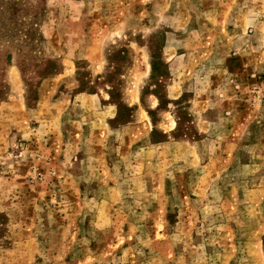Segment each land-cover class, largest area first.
<instances>
[{"label":"rangeland","instance_id":"obj_1","mask_svg":"<svg viewBox=\"0 0 264 264\" xmlns=\"http://www.w3.org/2000/svg\"><path fill=\"white\" fill-rule=\"evenodd\" d=\"M0 264H264V0H0Z\"/></svg>","mask_w":264,"mask_h":264},{"label":"crops","instance_id":"obj_2","mask_svg":"<svg viewBox=\"0 0 264 264\" xmlns=\"http://www.w3.org/2000/svg\"><path fill=\"white\" fill-rule=\"evenodd\" d=\"M34 136H35V133H34ZM49 139H52L51 137Z\"/></svg>","mask_w":264,"mask_h":264}]
</instances>
